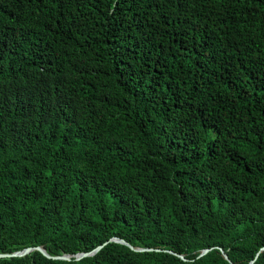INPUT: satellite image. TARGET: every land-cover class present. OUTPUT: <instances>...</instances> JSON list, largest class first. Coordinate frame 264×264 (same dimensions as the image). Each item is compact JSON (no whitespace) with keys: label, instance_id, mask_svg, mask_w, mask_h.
<instances>
[{"label":"trees","instance_id":"trees-1","mask_svg":"<svg viewBox=\"0 0 264 264\" xmlns=\"http://www.w3.org/2000/svg\"><path fill=\"white\" fill-rule=\"evenodd\" d=\"M28 247L71 259L0 264L255 259L264 0H0V254Z\"/></svg>","mask_w":264,"mask_h":264},{"label":"water","instance_id":"water-1","mask_svg":"<svg viewBox=\"0 0 264 264\" xmlns=\"http://www.w3.org/2000/svg\"><path fill=\"white\" fill-rule=\"evenodd\" d=\"M111 241L113 242H119V243H122V244H125L127 246H129L130 248H133L135 250H139V251H143V250H150L152 248H146V247H133V245H131L129 242H127L126 240L124 239H118V238H113V239H110ZM105 243H103L102 245L100 246H97L95 247L92 251H90L89 253H80V254H77L75 255V259L76 260H79L83 257H86L88 255H91L93 253H95L96 251H98ZM210 249H205L202 251V253L200 254V256L206 254L207 252H209ZM33 251H39L40 253H42L45 257L47 258H52L54 260H65V261H69L71 259V256L70 255H62V256H54V257H51L50 255H48L46 253V251L42 248V247H28V248H24L22 250H19V251H16V252H13V253H10V254H0V258H15V257H23V256H26L28 254H30L31 252ZM223 252V254L225 255V257L229 260L227 254L223 251V250H220ZM261 251H264V247L260 249V251L256 254L255 256V259L258 257L259 253ZM181 258V257H180ZM255 259L253 261L250 262V264H253ZM230 261V260H229ZM231 262V261H230Z\"/></svg>","mask_w":264,"mask_h":264}]
</instances>
